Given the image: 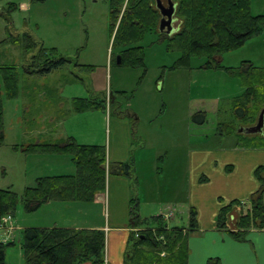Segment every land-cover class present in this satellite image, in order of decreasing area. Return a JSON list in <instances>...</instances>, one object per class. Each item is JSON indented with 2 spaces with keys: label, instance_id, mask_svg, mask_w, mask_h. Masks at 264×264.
<instances>
[{
  "label": "rangeland",
  "instance_id": "rangeland-1",
  "mask_svg": "<svg viewBox=\"0 0 264 264\" xmlns=\"http://www.w3.org/2000/svg\"><path fill=\"white\" fill-rule=\"evenodd\" d=\"M160 2L167 6V0ZM10 4L16 5V9L9 11ZM154 6L156 8V0ZM260 8H264V0H253L252 13L256 14ZM109 25L108 0H0V65L12 64L16 67L19 87V94L15 98H8L3 86L0 90L4 129V141L0 146V189H10L19 198L25 188L34 186L36 178L69 172L62 169V166L57 167L63 165L58 162L56 164L61 159L58 158L60 155L50 158L48 154H28L22 151V146L39 139L53 141L73 134L79 144L104 146L107 153L110 151L112 160L119 155L115 154L117 150L114 151V139L119 137L117 141L124 140L121 137L124 130L119 126V116L126 120L128 118L130 125L135 122L129 111L141 114V120L135 124L134 129L138 135H154L147 142L148 148L154 147V150L161 146L153 145L157 146L161 142L164 145V138L173 130L171 123H165L167 117L175 119L179 132L183 130L186 145L187 138L194 142L199 135L201 145L217 142L216 134L226 133L228 124L235 120L227 105V98L235 94L238 86L234 83L228 86V78L223 72L219 74L200 70L205 58L192 57L189 68L172 69L179 52L168 50L164 36L166 33L156 30L147 33L140 43L144 48L146 72L141 68L119 65L111 60L119 51L112 50L115 31L110 34ZM25 34L37 42L28 54L23 49L22 37ZM260 35L263 37L262 46L259 42L257 47L254 37L249 39L243 48L224 53L222 66L251 58L254 64L264 66V33ZM52 48L59 55L70 58L73 63L92 66L93 69L79 70L71 63L46 74H30L25 70L31 63V57L40 49ZM139 79L141 82H138ZM121 91H125V94ZM76 97L104 98L105 107L76 112L72 106V100ZM198 111H206L205 122L200 126L192 120V115ZM65 112L68 114L63 116ZM242 125L236 123L238 129ZM206 135L208 139L204 140ZM139 143L140 139L132 140L131 149L135 150ZM131 152L126 159H135L136 172L133 176L139 182L135 183L130 178L128 183L137 192L139 217L149 219L152 208L148 199L153 197L148 187L154 183H164L165 180L157 176L155 166L153 169L152 157L142 158L141 154ZM181 171L176 173L178 180L175 186L178 188L181 187L182 175L186 180L188 178L183 168ZM108 176L111 192H114L117 190L112 184L115 175ZM114 197L116 201L117 195ZM107 205V196L104 205L91 204L96 219H106ZM112 207H116V204L110 198L111 213ZM176 207L177 211L174 208L165 209L160 214L162 220L169 227L187 226V204L180 202ZM243 210L245 212L246 206ZM38 211H25L19 200L10 219L12 224L0 227V241L13 243L5 249V264H24L21 250L23 229L52 226L48 215ZM58 215L55 218L60 219ZM69 215H66V219L70 218ZM148 224L154 225L152 222ZM145 227L140 226L135 230L134 237L137 238L138 231Z\"/></svg>",
  "mask_w": 264,
  "mask_h": 264
},
{
  "label": "trees",
  "instance_id": "trees-1",
  "mask_svg": "<svg viewBox=\"0 0 264 264\" xmlns=\"http://www.w3.org/2000/svg\"><path fill=\"white\" fill-rule=\"evenodd\" d=\"M172 1L176 5L174 16L178 20V29L171 35L164 36L167 49L178 51L179 57L171 68H189L192 57H202L206 60L200 69H222L237 78L244 91L234 99L231 106L235 120L228 124L226 134L234 135L241 147L264 148L262 133H239L236 126L237 122L243 124L240 127L255 125L264 108V67H255L249 61H242L235 68L221 64L224 53L240 48L247 40L264 33V14H252V0ZM108 5L110 34L115 31L112 50L119 51L111 58L112 62L116 63V56L119 55V65L141 68L146 72L144 48L140 43L147 33L158 30L160 13L154 6V0H108ZM14 9L16 5L10 4L9 11ZM22 39L24 52L28 54L37 42L27 34ZM19 40L21 41L20 38ZM30 62L25 68L30 74H46L73 63L70 58L59 55L53 48L40 49L31 57ZM73 64L79 70L93 69L92 66L76 62ZM140 79L138 82H141ZM1 86L8 98H15L19 94L18 74L14 65H0V90ZM121 93L125 94V91ZM72 106L76 112L103 109L105 99L76 97L72 100ZM205 119V111L192 115L194 124L200 125ZM3 141L0 95V146ZM21 149L28 154L67 156L75 172L36 178L34 186L25 188L20 199L10 189H0V227L2 218L12 217L19 200L27 212L35 211L43 204L53 201L92 203L98 194L105 191L107 174L124 177L132 174L133 160L107 164L104 146L79 144L71 136L53 141L31 142ZM254 176L259 183L258 189L246 201L234 199L222 205L216 216V228L226 230L237 241H244L249 229L264 228V165L255 169ZM130 221L132 232L128 240L125 264H187L188 236L198 228L195 209L189 210L187 227H169L161 215L141 219L137 199L132 198ZM150 222L154 225H149ZM140 226L146 227L139 230L138 237L135 238L133 229ZM12 244L0 241V264H5V249ZM104 248L105 233L99 229L53 226L22 230L24 264H104ZM207 264L220 262L211 258Z\"/></svg>",
  "mask_w": 264,
  "mask_h": 264
},
{
  "label": "crops",
  "instance_id": "crops-1",
  "mask_svg": "<svg viewBox=\"0 0 264 264\" xmlns=\"http://www.w3.org/2000/svg\"><path fill=\"white\" fill-rule=\"evenodd\" d=\"M252 10L253 0L251 2V12ZM257 14H264V8L256 10V14L254 13V15ZM175 23H178V20L173 23V28L178 29V24L174 25ZM261 36L262 35L254 37L255 39H253L257 47L259 46V42L261 46L263 45V37ZM223 60L224 56H222L221 63ZM242 61H249L255 67H264L254 64L252 58L241 59L237 64L224 67L235 68L238 67ZM200 70H209L219 74L223 72L228 78V81L226 80L228 86L229 83L237 84L238 89L235 94H230L227 98L229 101L227 105L231 108L234 99L240 97L244 91L240 81L222 69ZM234 80H237L238 83H235ZM240 88L241 90H239ZM121 113L122 112H120V114ZM129 113L131 117L134 118L135 122H133V125H130L128 118L126 120L119 116V126L124 130L121 137H123L124 140L117 141L119 137L114 139V151L117 150L115 154L119 155L114 156L111 160L110 151L108 150V153L106 151L107 164L127 161L126 157L127 155L130 156V153H132L131 151H135V155L136 153H139V155L141 154L142 158L146 157L150 159L152 157L150 160L153 163V169L155 166V171L158 173L157 176L161 177L162 181L164 179L165 182L161 184L154 183L148 187V192L153 197L152 199H148L152 208L150 210V214H152L151 217L162 214L163 211L168 208H174L175 211H177L176 206L180 202H185L188 206L187 220L189 210L191 208L195 209L198 228L188 236L187 247L189 252L187 264H207L208 260L211 258L218 259L220 264H264V228L249 229L245 233L244 241H237L228 235L226 230L216 228V216L222 205L234 199L246 201L249 196L258 189L259 183L254 176V171L258 166L264 165V148L241 147L238 145L237 138L234 135L226 133L216 134V140L218 141L212 144L203 143V145H201V138L199 135L197 141L194 139V142H190V139L187 138L186 145V138L183 130L179 132L177 129V122L174 121L175 119L167 117L165 123H171L173 130H170L171 133H168L165 138L163 136L161 137L165 139L164 145L163 142H161L157 146L156 144L153 145L155 147L161 146L158 147L157 150H154V147L149 149L147 142L151 140L154 135L145 133L138 135L134 128L135 124L137 125L138 121L141 120V114L138 111H129ZM67 114L68 112H65L63 116ZM261 133L264 135V127ZM68 136L76 140L73 134ZM139 139L140 143L138 147L132 150V140L137 141ZM207 139L208 136H204V140ZM221 139L225 140V142H222ZM37 141L41 140L39 139ZM152 151L154 152L151 155ZM48 156L51 158L53 155ZM58 158L61 159H58L56 164L59 163L63 165H57V167L62 166V169H67L65 171L69 172L55 175L73 174L71 171L75 172L74 166L66 156L60 155ZM132 160L134 163L131 176H114L112 184L117 190L111 192V182L107 174L106 188L108 179V191L105 188V191L98 194L92 203L53 201L43 204L38 208V213H43L46 216L48 215V218H50L49 221L52 223V226L44 227L57 226L103 230L105 233L104 264H125V255L129 247L128 240L132 232L130 226V201L132 198H136L137 204H139L138 197L136 196L137 192L128 183L130 178L132 181L134 180L135 183L139 182L138 179H136L137 177L134 179L133 176V173L136 172V161L133 158ZM181 168L187 172L188 178L186 180L185 176L182 175L181 187L178 188L177 185L175 186L176 180H178L176 173L181 171ZM114 195H117L116 201ZM106 196L108 202L106 219H96L93 215V206H91V204L102 203L104 205ZM110 198L112 202L116 204V207H112L113 213L110 211ZM219 199L221 201H219ZM170 205H173V207ZM139 207L140 206H138V208ZM73 211L77 213H72ZM65 212H67V214H65ZM68 214H70V218L66 219V215ZM57 215L60 219L55 218ZM79 264L90 263L82 262Z\"/></svg>",
  "mask_w": 264,
  "mask_h": 264
},
{
  "label": "water",
  "instance_id": "water-1",
  "mask_svg": "<svg viewBox=\"0 0 264 264\" xmlns=\"http://www.w3.org/2000/svg\"><path fill=\"white\" fill-rule=\"evenodd\" d=\"M175 6L176 5L174 2H172V0H167V6H164L160 2V0H156V8L158 9L161 15L158 28L160 31L165 32L167 35H171L172 33L177 31L176 28H173V23L176 20L174 18ZM116 63L117 64L121 63L120 56L116 57ZM263 125H264V108L259 113L257 123L254 126L240 128L238 129V132L244 134L261 133Z\"/></svg>",
  "mask_w": 264,
  "mask_h": 264
},
{
  "label": "built area",
  "instance_id": "built-area-1",
  "mask_svg": "<svg viewBox=\"0 0 264 264\" xmlns=\"http://www.w3.org/2000/svg\"><path fill=\"white\" fill-rule=\"evenodd\" d=\"M10 219L11 217L10 216H6L4 218H2V221H1V227H5L8 223H10ZM137 235V234H136ZM138 236V235H137Z\"/></svg>",
  "mask_w": 264,
  "mask_h": 264
}]
</instances>
